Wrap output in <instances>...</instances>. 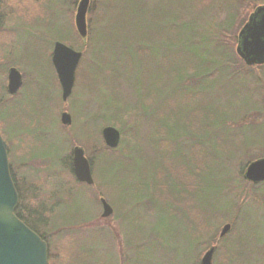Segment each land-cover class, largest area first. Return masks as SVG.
Segmentation results:
<instances>
[{"label": "rangeland", "instance_id": "obj_1", "mask_svg": "<svg viewBox=\"0 0 264 264\" xmlns=\"http://www.w3.org/2000/svg\"><path fill=\"white\" fill-rule=\"evenodd\" d=\"M2 1L0 9L3 5L5 11L13 13L15 8L24 18L18 13L12 14L4 27H0V99L12 102L14 107L6 114L7 121H1L2 130L9 142L11 170L23 192L22 215L50 239L53 259L49 264H189L198 252L190 236V215H196L197 220L213 209L214 213L230 210L231 201L247 205L241 208V226H246L245 232L255 231L254 225L259 224L264 238V186L254 187L243 176L249 160L264 156V69H250L244 62H238L236 55L238 63L222 68L221 78L212 84L210 103L206 104L203 98L194 100L199 115L196 123L202 129L209 117V140L205 134L184 135L182 121L169 122V147L165 141L159 142L161 137L154 134L152 139L156 146L153 152L154 148L145 136L153 131L147 125L150 122L143 123L146 126H142L138 137L141 146H132L134 137L129 139V127L134 125L137 117L135 112L124 116L120 130L122 132L125 124L129 136L123 150L130 153L131 158L125 164L105 163L101 159L92 168L95 184L88 191L62 168L74 146L80 145L85 151L93 146L92 141L86 140L83 129L94 130L102 123V130L109 125L105 122L113 111L119 108L123 114L137 106L138 95L128 83L138 85L141 93L144 84L154 91V96L162 90L164 96L170 95L175 73L174 61L168 56L173 51L161 46L167 50L164 52L160 48L162 41L157 33L158 30L167 33L165 22L173 19L172 13L167 14L166 10L173 8L171 0H164L159 7V15L165 21H154L148 26L144 24L151 19L149 8L157 0H125L124 8L130 13L128 22L122 13V0H104L102 12L94 10L90 16L88 13L86 40H80L75 28L80 0ZM95 1L91 0L90 8ZM263 2L215 0L210 8L184 15V20L194 19L193 28L187 30L194 37L187 42L188 47L203 53L201 35L209 33L215 35L213 40L222 37L223 42L230 41L235 51L236 43L224 36L225 33L219 34L221 29L217 26L227 23L230 11L236 6L242 20L238 28L231 29L236 38L250 12ZM142 7L147 9V14L137 16V10ZM122 29L128 36L134 29H138L142 37L151 36L154 42L148 46V51H144L148 53L137 55L132 49L122 57V43L113 44L115 40L122 41ZM64 38L76 43L80 48L75 49L83 52L73 92L66 102L62 101L61 86L50 64L54 42ZM13 66L23 74V85L17 95L4 96L2 85L7 91L8 70ZM111 68L119 71L118 79L111 75ZM215 68L220 71V65ZM122 70L128 77L126 83L122 80ZM177 92L180 94L179 90ZM160 105L156 102L151 108L156 112ZM65 110L72 116L70 126L60 120ZM122 114L118 117L122 118ZM221 131L227 137H244L239 151L231 158L218 157L219 162L214 159L209 170L203 165L198 170L191 159V152H194L191 147L203 146L202 155L205 151L219 153L216 136ZM163 151L173 152L174 159L182 160L172 158L169 159L170 166H161L167 167L163 175L171 173L168 182L179 189L174 192L179 194L177 202L184 208L177 212L166 201L154 197V189L146 185L152 184L153 166L165 162ZM201 162L204 164L203 160ZM194 181L198 184L196 190ZM192 195L195 201L188 207L187 200ZM101 197L113 207L108 218L101 216ZM26 206H30L28 211ZM34 210L44 213L48 223L36 222L35 217L29 215V211ZM250 240H253L251 236ZM73 251L75 260H72Z\"/></svg>", "mask_w": 264, "mask_h": 264}, {"label": "trees", "instance_id": "obj_2", "mask_svg": "<svg viewBox=\"0 0 264 264\" xmlns=\"http://www.w3.org/2000/svg\"><path fill=\"white\" fill-rule=\"evenodd\" d=\"M123 1L122 6V13L124 15V18L126 22L129 21V15L128 8L125 7V0ZM164 0H157L156 2H153V5L151 8H149V15H151V19L148 23L144 24L145 26L152 25L155 21H165L160 15L159 9L160 4H162ZM215 0H171L170 4H172L173 8L166 9L167 14L172 13L173 19L167 20L165 23L167 24V33L163 32L161 33L160 30H158L157 37L162 41V44L159 43L160 48L163 46L166 49H170L173 52H171V55L169 54V59L171 58L173 62V71H174V84L171 86L170 95H165L163 90L160 91L159 95L154 96V91L150 89V87H146L144 84V90L142 93L138 90V85L136 84H129L131 88H133L138 95V103L137 106H134L130 108L125 113H120L119 108L113 111L108 117L109 120L105 123H109V125H114L121 128L120 123L122 120L124 121V116H127L130 113L136 114L137 119L135 120V123L133 126L129 127V139H132V146H141V141H139L138 137H140V131L142 129L143 124L146 121H149L150 123L147 124L153 130L150 134L145 135L148 136V142L150 140V144L153 146L155 151L156 142L153 141L152 135L156 134L158 137H161L159 139V142L165 141V145H170V140H168L167 136L169 135L170 131V124L175 121H182L184 124L185 132L184 135H190L192 134H205L206 137L209 135V131L211 129L210 121H207L205 119V125L203 126L204 129H202L197 123L196 119L199 117L197 115V106H195L194 100H197L198 98H203L206 104L210 103V99L212 97L211 88L212 84L219 80L222 76L221 69L228 66L229 64H237L238 62L243 61L238 58V62L235 60V56L237 55L236 50L234 51L233 45L230 41H227V43L223 42L222 37H218L213 40L215 35H211L209 33H204L201 35L202 45H203V53L197 52V51H191L188 47L187 42H190L194 39L192 34H188V29H192L193 27V17H190L191 20L187 21L184 20V15H191L196 10L198 11L200 8L201 10H205L206 8L212 7ZM104 0L102 2H98V0L95 1V3L91 6L89 13H92L94 10L96 12H102L103 7L105 6ZM165 6V3L163 4ZM170 6V5H169ZM188 6V9L185 10V7ZM235 9L233 11H230L229 13V20L227 23L218 25V29H221L219 34H224V36H229V38L232 39L233 42L237 44V37L236 38L232 35V28L233 27H239L242 20H240V17H238V11L236 6H234ZM147 8V7H146ZM137 16L143 17L147 14V9L145 7L139 8L137 10ZM134 13V11L132 12ZM92 22V21H91ZM161 26H165L164 24H161ZM161 27V28H163ZM78 34V33H77ZM231 34V35H230ZM79 36V34H78ZM232 36V37H231ZM80 37V36H79ZM70 46L77 48L78 45L71 41L70 39H62ZM80 40H83L80 37ZM143 40V42H142ZM154 42L152 37L149 36V38L142 37L138 29H134V31L128 36L124 35V30L122 29V41L115 40L113 41L114 46L118 45L119 43H122V57L124 54L131 53L132 49L135 50L136 54L139 53L146 54L148 52H144L145 50L148 51V46ZM80 48V47H79ZM133 50V51H134ZM163 50V49H162ZM164 52L167 50H163ZM204 54V58H203ZM238 57V55H237ZM166 59V57H165ZM51 67L55 72V69L53 67L52 62H50ZM220 65V71L219 69L215 70L213 69L214 66ZM123 66H125V63H123ZM247 67V65H245ZM124 69V68H123ZM248 69V68H247ZM78 71V70H77ZM110 71H112V74L115 78L118 79L119 77V71L111 68ZM129 73V72H128ZM80 74V71H79ZM126 72L122 70V80L124 79V83L128 82L126 77ZM205 80V81H203ZM120 81L118 80L117 83ZM123 82V81H122ZM195 86V87H194ZM199 86V87H198ZM202 86V87H200ZM180 91V94L177 92ZM2 92L4 96H9L10 94L5 91L3 85H2ZM134 92V91H133ZM9 94V95H8ZM11 96V95H10ZM12 97V96H11ZM3 98V97H2ZM7 98V97H6ZM208 98V100H207ZM2 107H0V125L1 129L2 122L1 121H7L6 115L8 112H10L11 108L13 107V103L9 101H4V99H0ZM159 102L160 108L157 109L156 112H154V109L151 107L156 103ZM182 103V104H181ZM152 109V111L150 110ZM147 111L148 114L145 112ZM122 114V118H119L118 115ZM158 119V122H157ZM170 122V124H169ZM169 124V125H168ZM101 124L96 125L94 130L85 128L83 129L84 134H86V140L89 142H93V146L87 147V156L89 157L92 168L99 163V161L102 159L105 161V163H119V164H125L130 160V153L124 152V141H126V138L129 136L127 134V126L124 124L122 125V139L120 142V145L117 148H110L106 146L104 139L101 134ZM146 126V125H145ZM93 131V133H92ZM204 132V133H203ZM3 137L6 139L7 143L8 140L5 137L4 131L2 130ZM132 134V136H131ZM218 139V150L219 153L213 154L211 151H205L204 155H202V152L204 149L203 146L200 144H196L195 146L191 147V150H194L192 153L191 150V159L193 162L196 163V168L199 170L200 165H203L202 167L205 170H209L211 168V165L214 163V159H217L218 157H229L231 158V155L234 153H237L239 151V148L241 144L243 143L244 137L235 138V136L227 137L225 136L222 131L217 133L216 136ZM210 137L207 138L209 140ZM131 141V140H130ZM159 146V144H158ZM173 146V145H172ZM169 146H167L168 148ZM160 148V146H159ZM173 150V147H172ZM171 150V151H172ZM248 150V149H247ZM246 150V151H247ZM94 151V152H93ZM175 151V149H174ZM164 154V160L165 162L157 163L158 167L153 166V180L152 184L150 185L147 183V186H152V189H154V197H159L162 199L164 203H168L170 207L173 208L175 212H177L179 209L184 208V206H181L177 200L179 197V194L174 192L176 190L177 186L171 185L170 182H168V176L170 177L171 173H167L166 175H163V172L165 173L167 171V167H161V166H167L169 162V159H174L175 157L172 155L173 152H169V154ZM221 154V155H220ZM201 155V156H200ZM197 157V158H196ZM250 159V158H249ZM176 160V159H174ZM204 161V164H202L201 161ZM253 160V159H252ZM176 161L182 162L181 159H178ZM220 159H217V162H219ZM251 160H249L250 162ZM248 162V163H249ZM64 165H62V168L65 170L67 169L68 172L71 174L72 177H74V180L76 183L84 185L86 189L89 191L91 190L94 185H88L84 182H80L76 179L74 172H73V164H72V155L64 159L63 161ZM163 163V164H162ZM247 163V164H248ZM169 165V164H168ZM170 166V165H169ZM170 168V167H169ZM246 167H244L245 170ZM12 169V168H11ZM188 170V169H187ZM243 170V174H244ZM169 171V170H168ZM178 173V172H177ZM188 174L191 175L190 171L188 170ZM12 175L15 180V184L19 193L20 201L19 205L16 209V214L28 225L30 226L34 231H36L39 235H41L49 244L50 246V239L41 232L38 228H36L33 224H31L24 215H22V210L24 205H22L23 201V192L20 188L18 179L15 175V172L12 170ZM173 177L176 178V174H173ZM178 176V175H177ZM182 177V175H181ZM247 181V180H246ZM249 182V181H247ZM106 184H110L109 182H105ZM191 183V182H190ZM254 187L258 186H264V182L261 183H251ZM112 185V184H110ZM193 187V185H192ZM198 187V184L194 181V189L196 190ZM178 189V188H177ZM179 190V189H178ZM166 201V202H165ZM195 201V197L192 195V197H188L187 205L190 207L191 202ZM230 210L228 209H221L216 210V216L213 211H207L205 213V217L195 219L197 216L194 215L191 216L190 214V221L188 223V226L191 231V240L193 241L194 245L197 246L198 252L195 254L194 258L190 261L189 264H200L201 256L204 250H208L211 246L216 245V250L214 253V262L213 264H264V238L261 235V228L259 224H255V231H251L249 233L245 232L246 226H241L242 223V213L241 208L247 207L241 206L235 201H231L230 204ZM30 207V206H29ZM28 206H26V210L29 209ZM186 207V206H185ZM193 211L195 214L196 209ZM210 210V209H209ZM192 211V210H190ZM24 213V212H23ZM29 215L34 216L36 222H40L42 224L48 223L47 219L44 217V213L39 211H29ZM249 218V216H247ZM46 219V220H45ZM248 221V220H247ZM225 223H231L232 227L231 230L227 235L224 237H220V230L221 226ZM259 229V230H258ZM260 231V232H259ZM252 233V234H251ZM250 236L253 240H250ZM263 240V241H262ZM52 251L50 252L49 249V263L52 261ZM51 260V261H50ZM72 260H75V252L73 251V257Z\"/></svg>", "mask_w": 264, "mask_h": 264}, {"label": "water", "instance_id": "obj_3", "mask_svg": "<svg viewBox=\"0 0 264 264\" xmlns=\"http://www.w3.org/2000/svg\"><path fill=\"white\" fill-rule=\"evenodd\" d=\"M91 0H80L75 14V27L79 36L86 40L88 36L87 14ZM240 43L237 54L247 65L264 63V5L257 7L249 21L239 32ZM83 52L57 40L53 45L51 61L55 68L60 86L61 98L66 102L71 96L76 81V71ZM23 84L21 71L13 66L8 70L7 91L16 95ZM61 123L70 126L72 116L68 111L61 113ZM106 146L117 148L121 142V130L114 125H106L101 130ZM73 172L76 179L88 185L95 183L92 164L85 149L76 145L72 149ZM244 178L251 183L264 182V156L250 161L244 171ZM102 217L113 213L112 205L104 198L100 199ZM19 193L12 175L9 149L0 126V264H49V245L47 241L28 226L17 214ZM231 223L223 225L220 237L231 230ZM216 245L211 246L203 255L201 264H213Z\"/></svg>", "mask_w": 264, "mask_h": 264}, {"label": "flooded vegetation", "instance_id": "obj_4", "mask_svg": "<svg viewBox=\"0 0 264 264\" xmlns=\"http://www.w3.org/2000/svg\"><path fill=\"white\" fill-rule=\"evenodd\" d=\"M1 3L3 4V1L2 0H0V4ZM262 5H264V2L261 3V4L256 5V7L253 9V11L250 12V14H249V16L247 18V21L241 26L240 31L244 27V25L249 21L250 15L255 12V10L257 9V7L262 6ZM16 13H18V15H19L20 18H22L21 17V13L19 11H17L15 8H14V12L12 13L11 11H5L4 10V6L2 5L1 6V9H0V27L3 28L4 27L3 25H5V23L12 18V14L15 15ZM22 19H24V18H22ZM7 38H8V34H7ZM239 43H240V38H239V35H238L237 45ZM244 63H245V61H244ZM245 65H247V64L245 63ZM247 67L250 68V69H256V70L264 69V63H253L252 65H247ZM263 103H264V100H263ZM213 263H214V256H213ZM200 264H201V261H200Z\"/></svg>", "mask_w": 264, "mask_h": 264}]
</instances>
